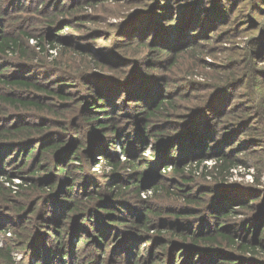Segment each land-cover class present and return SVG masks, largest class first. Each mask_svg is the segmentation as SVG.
<instances>
[{
	"label": "trees",
	"instance_id": "obj_1",
	"mask_svg": "<svg viewBox=\"0 0 264 264\" xmlns=\"http://www.w3.org/2000/svg\"><path fill=\"white\" fill-rule=\"evenodd\" d=\"M1 1L0 61L5 62L0 63V202L6 204L8 213L0 211V233L10 231L17 245L8 241L0 245V264H101L99 253L103 254L112 244L110 253L121 256L124 264H194L198 257L200 264H264V218L258 215L257 204H254L258 196L249 191L247 201L234 200L233 191L238 190L236 194L239 195L243 189L233 188L242 183L231 179L233 172L238 173V167L249 166L245 158L252 155L255 157L252 167L257 175H254L252 183H260L264 169L263 154L261 151L254 154L253 149L245 154L243 151L248 144H251L249 148L255 145H263L264 148V131L252 126L255 118L264 114V109H253L255 103L249 101L245 105L240 102L223 110L226 115L234 117L233 121L228 124L222 122V127L216 126L220 124L218 116L224 113L217 105L216 100L221 96L216 87L230 82H245L253 64L249 54L256 48L264 52V30L261 29L255 41L248 44L243 57L231 59V62L221 61V64L211 67L207 63L202 64V56L207 52L204 53L202 46L195 47L201 36L192 41H182L184 34H189L184 26H195L194 22L208 26L212 20L211 13L202 12V19L199 13L192 16L178 14L175 23L164 27L155 18L171 12L173 17L179 7H165L164 3L155 0L146 10L150 23L137 29L139 36L131 37L124 33L119 38L114 31L112 38L116 43L99 46L98 52L107 62L105 65L92 51L89 33L84 35L74 31L77 26L73 24L79 19V12L84 11L80 7H93L91 0H7L6 4ZM40 2L45 3L48 12L41 13L46 8L38 7ZM189 9L184 6L179 12H190ZM194 18H200V21ZM179 20L183 30L179 27ZM152 23L155 26H151ZM54 26L58 32L64 27L74 29L62 43L57 31L51 30ZM177 27V35H170L171 30ZM235 31L241 32V29L235 27ZM220 37L224 38V35ZM29 38L35 39V45L28 43ZM142 38L148 39L134 46V42ZM55 40H61L59 55L48 62L44 58L45 44L48 42L49 47L54 48L52 43ZM187 47L191 48L185 52H190L193 66H207L211 72H205L206 79L194 82L190 86L191 91L184 94V97L197 96V102L178 107L168 93L157 94L156 87L151 85L156 79L153 75L147 78L151 84L143 83L141 77L146 73L144 64L148 63L147 69L153 63H168L167 67H171L174 63L171 55L176 58L179 56L177 52ZM234 52L239 54L236 47ZM143 53L149 58L145 56L143 59ZM11 56H16V59L12 61ZM122 63H127V67ZM103 65L110 70L108 74L113 72L118 77L89 70ZM36 71L38 75L34 74ZM131 74L133 78L130 81L140 78L139 81L127 82ZM261 77L255 74L252 79L259 84ZM157 78L162 79L158 75ZM99 82L111 83V94L106 95L99 89ZM167 84L164 83V89L169 87ZM123 90L129 91L127 98L143 103L142 111L132 110L134 115H130L134 126L140 129L137 131L134 127L137 132H133L132 137L106 120L109 115L107 101L115 96L114 91ZM178 97L183 95L178 94ZM126 108L131 110V107ZM171 111L182 117L187 113L189 118L185 119L182 131L171 134L168 141L173 144L187 135L183 137L181 143L184 146L178 148L176 157L162 153L156 159L155 167L159 162L163 163L166 174L162 176L158 171L161 175L158 178L165 180L155 181L154 177L146 175L150 168L154 169V164L148 165L140 147L142 149L146 145L151 135L148 131L152 122ZM174 127H167L164 132ZM98 128L100 130L96 132ZM209 134L222 142L214 151L206 152L203 150L208 140L204 143L203 139H208ZM237 140L241 142L239 145L231 144ZM258 140L263 143L255 144ZM188 148L191 150L187 151ZM154 149H159L158 145H154ZM207 159L213 161L210 166L203 164ZM95 164H98L97 169L100 167V173L92 169ZM6 165L10 168H4ZM23 170H29L26 173L29 175H22ZM109 172L116 175L110 176ZM98 175L102 182L110 176L107 186H100ZM16 176L23 180L14 182ZM76 182L78 189L74 188ZM186 183L195 190L191 187L183 189L182 185ZM165 184L169 188L175 187L183 199V207L163 204L150 207L147 198L141 196V192L149 190L154 195L169 198L170 191ZM256 187L260 189V186ZM163 190L169 192L168 195H159ZM127 193L134 195L135 200H131L138 204L139 212L127 218H114L120 224L128 225L127 228L121 225L122 230H126L125 238L121 235L112 242L115 235L107 239L102 232L103 212L113 200H119L121 204L132 203L125 198ZM16 196L22 197L19 200ZM35 198L33 205L19 204V201L28 203ZM165 200L162 199L163 202ZM237 212L242 215L235 216ZM160 214L168 215L164 219L166 223L154 222L155 217L162 216ZM12 216L18 217L17 222ZM172 218L177 223L168 225ZM230 218L231 225L227 223ZM83 220L87 222V228L94 229L91 234L79 232ZM50 234L56 236L51 239L52 243ZM83 235H90V246L85 243L87 238ZM79 241L81 244L77 246ZM148 242L150 245L146 246ZM92 245L99 250L90 249ZM157 247L162 251L155 254L152 248ZM14 248H21L24 254H29L28 263H25V258L20 262L14 260L10 254Z\"/></svg>",
	"mask_w": 264,
	"mask_h": 264
},
{
	"label": "rangeland",
	"instance_id": "obj_2",
	"mask_svg": "<svg viewBox=\"0 0 264 264\" xmlns=\"http://www.w3.org/2000/svg\"><path fill=\"white\" fill-rule=\"evenodd\" d=\"M6 1L7 0H2L1 3L3 4ZM75 1L83 2L85 0H75ZM91 1L92 2L90 3L94 4L93 7H88V8L80 7V9L84 11L79 12L80 17L79 19L75 20L76 22L75 24H73V26H77V28L74 29V28L64 27L62 31L58 32L59 29L56 26H54V28H52L51 30L57 31L58 36L62 37V41L60 40L62 43H64V40H67L66 37L68 34L71 35L73 29L75 33L77 32L79 34H84V35L89 33L88 39L92 41V44H91L92 51L94 52L95 55H97V57H100L102 59L101 63L105 62L104 64L106 65L107 62H106V59H104L105 57L102 56L101 53H99L100 52L98 50L99 46L102 44L109 46L110 44L116 43L115 38L114 39L112 38V33L114 31H115L114 35L119 38L122 37L124 33L131 37L139 36L138 34L139 31L137 29L143 24L147 25L148 23H150L149 20L151 19L146 18V10L149 7L148 5H151L155 0H91ZM157 1H159L160 3H164L165 7H169L170 5L171 6L175 5V7H179V9H181V7H184V6H187L188 8H190L189 9L190 12H183V11L179 12V9H178V11L174 13L173 17H172L173 12H171L169 15L161 14V16L156 17L155 18L156 21H158V23H162L164 27H168V23H173V22L175 23L176 18L179 17L178 14H180L181 16H184V15L192 16V15H197V13H199L198 15L202 19V12L207 13V14L211 13L212 20L209 21L208 26H202L201 23H200L201 25H196L195 22L193 23L195 26L193 25L184 26L185 31H188L189 34L188 35L184 34V37L182 39V41H192L201 36L202 39H200V41L196 43L195 47L202 46V49H204V53L207 52L205 55L202 56L203 57L202 64L207 63L211 67L221 64L222 63L221 61L229 62L231 59L243 57L242 53L244 50L247 51L248 44H251L253 43V41H255V38L259 36L257 34L261 32L260 31L261 29L264 30V0H157ZM38 5H40L38 7L42 9L46 8V10L44 9L41 12L42 14L48 12L49 8L45 7V3L40 2ZM130 15H132V17H129ZM67 17L68 16H64V18H67ZM200 18H194V19L200 21ZM155 19H152V20H155ZM70 20L73 21L72 18H70ZM178 24H179V27L181 28L180 20L178 21ZM151 26H155V24L152 23ZM235 27H238V29H241V32L235 31ZM177 29L178 27L176 29L171 30L170 35H177ZM181 29L183 30V28ZM220 35L222 36L224 35V38L220 37ZM262 38H264V33L262 35ZM144 39H148V38L137 39L140 41L134 42V46H139V44H141L142 40ZM60 41L55 40L54 43H52L55 45L54 48H50L49 47L50 43L46 42L45 45L47 48L44 51L45 53L44 58L48 62L58 57L59 50L61 47ZM28 43L30 45H35L36 42L34 38L33 39L29 38ZM258 45H261V42H259ZM234 47L238 49L239 54H236L234 52ZM37 48L38 47L35 46V49ZM185 49L178 51L177 53L179 54V56L176 58H174V56L169 53L171 55V60L173 59V62H174L171 67H167V65H169L168 63L167 64L162 63L161 65L153 63L152 67L147 69L148 63L144 64L146 73L141 77L143 79L142 80L143 83L151 84L152 81H148L147 78L149 75H153V77H155L156 79H153L154 84H151V85H154V87H156L154 90H156L157 94L159 93L158 95L161 96V95H165L168 93L171 97V100L174 101L178 107L180 106L187 107L189 104H192L196 101V98H198L197 96L184 97L185 96L184 94H187L191 91V87L194 82L204 81V79H206V75H204V73L211 70L207 66H193L192 58L189 59L191 56L190 52H185L191 48L187 47ZM210 49H212V53L209 52ZM258 50L259 49L256 48L254 49V51L252 50L251 53L249 54V57L253 61V64H252V67L249 69L248 78L245 80L243 84H234L233 82H230L228 84H225L224 86L216 87V90L220 91L218 95L220 94L221 96L219 100H216L219 103L217 105L221 108L220 111L224 112L223 111L224 108H228L229 106H231L232 108L234 105H238L240 102L244 103L242 105H245L248 103V101L255 103V107L253 109L255 108L264 109V106L262 104V102L264 103V52H259ZM145 56L147 55L143 53V59H145ZM11 57H13L12 61L16 59V56H11ZM147 57L149 58V55ZM242 59H245V58H242ZM149 60L150 59H148V61ZM2 62H5V61H0V63ZM46 64L47 66H50L49 63H46ZM126 64L127 63H122V66L127 67ZM105 65L100 66L101 68L93 67V68H90L89 70L92 72L99 73V74H103V72H105L104 74L106 75L117 76V75H113L112 74L113 72L108 74L110 70H108L107 66ZM34 74L38 75V72L36 71ZM146 74L148 75L146 76ZM255 74H258V75L260 74V77L262 75L260 80H258L259 84H257L256 80L252 79ZM157 75L162 79L159 80L157 78ZM132 78L133 76L131 74V76H129L128 80L126 81L134 82V80L139 81L140 79V78L133 79L132 81H130ZM165 82L168 83L167 85L169 87L164 89L163 86ZM211 82L214 83L212 80ZM101 83H104V82H99L98 88L99 89L101 88L105 92L106 95L111 94L109 89L112 86V84L111 83L101 84ZM139 85H141V83H139ZM146 88L149 89L150 87L146 86ZM114 92H115V96L109 99L106 104V108H108L107 112H109L108 113L109 115L107 116L106 120L110 121L112 124H115L116 128L119 127L120 130H122V132L125 133V135L126 133H129L130 136L132 137L133 132H135L136 130L139 131L140 129H138L136 125L134 126V120L133 118L130 117V115H132V117L134 115V112L132 113V110H134L135 112L137 109L139 110L138 112L142 111L141 107L143 103L141 100L136 101L135 98H127L126 94L129 91L125 92V90H123V92H120V91H114ZM178 94L183 95V97H178ZM135 103L137 106H135ZM251 105H250V108H251ZM126 106L131 107V110H127ZM252 111L253 110L250 109V112ZM254 113L256 115L255 111ZM214 115L215 117L217 116L216 114ZM215 117L212 119L213 121ZM188 118H189V115H187V113L184 114V117H182L179 113H175L174 111H171L167 114L159 116L152 122L150 129L148 131V133L151 135L147 139L146 145L142 149L140 147V150H143L141 154H142V157L146 159V161L148 162V165L149 163H151V165L154 164V169H151V168L150 170L148 169L149 171L148 173L146 172V175L148 174V176L154 177L155 181L165 180L163 177L158 178L159 176H161L158 173V171H160L162 176L166 174L163 169L164 167V165H162L163 163L159 162L157 168L155 167V164H156L155 162H156V159L159 157V155L163 153V154H168L169 156H171V158L176 157L179 151L178 148L180 146H184L181 143V141L183 137L186 136L187 134L181 136L182 139L173 144L168 140L171 134L173 133L178 134L179 131H182L183 127L186 124L185 119L187 120ZM210 119H211V116H210ZM218 119H220L218 122L220 124L216 126L222 127V124H221L222 122H224V124H228L229 122L233 121L234 117L231 115H226V113L224 112L218 116ZM167 123H171V125H167ZM173 124H176V126L174 127ZM252 126L259 131L260 130L264 131V114L260 117L255 118ZM134 127H136V130H133ZM167 127H174V128L173 129L168 128L167 132L166 131L164 132V129H166ZM233 127L235 128V125ZM99 130L100 128H98L96 132H98ZM153 132L155 133L154 135L152 134ZM197 136L198 135H196L195 137ZM157 137H159V139H157ZM212 137L209 134L208 139H203L204 143L205 141L208 140L207 145H205L203 151H206V152H208L209 150L214 151V148L218 146V143L220 145V142H222L221 140L219 139L215 140ZM250 138H253V137L250 136ZM138 139H139V136H138ZM211 139L213 141H211ZM263 139H264V135H263ZM239 143L241 142L237 140L236 143L233 142L231 144L239 145ZM258 143L262 144L263 142H260V140H258L255 144H258ZM154 145H158L159 149L155 150ZM250 145L251 144L247 145L248 147L247 149L244 148V151H243L244 154L247 153L248 150L253 149L254 154H258L261 151V153L264 156L263 145H255L249 148ZM117 148L118 146H116V150ZM220 148L221 146L219 147V149ZM189 150L191 149L188 148L187 151ZM8 155H9V152L7 156ZM254 158L255 157L252 155L247 156L245 159H246V162H248L249 166L245 168L238 167L237 168L238 173L233 172L234 177H232L231 179L239 181L242 184L237 183L235 185L236 187H233V186H230V187L243 189L241 194L239 195L236 194L238 190L233 191L232 194L235 193L233 197L234 200L242 199L243 201H245L247 197L249 196L247 194L249 193V191L253 192L252 195H257L258 199L256 203H254V204H257L255 209L258 208V212H259L258 215H260L261 218H264V169L260 176V183L259 184L252 183L254 182V175H256V169L254 168V166L252 167L253 165L252 162H255ZM8 160H10V156H8ZM212 163L213 161L210 159L204 160L203 162V164H206L207 166H210ZM6 164H8L9 166L12 165V163L10 162L8 163L6 162ZM97 166L98 164H95V166L92 169L100 173L101 172L100 167L97 169ZM5 167H8V166L6 165L4 166V168ZM28 171L29 170H23L22 175L24 174V176H28L29 174H26ZM108 175L114 176L116 174L109 172ZM110 176L107 180L102 182L101 176L98 175L100 186H107L106 181L107 182L109 181ZM20 180H23L22 177L16 176L14 179V182H17ZM98 180H96L95 182L96 184L98 183ZM4 184L7 185L8 182H4ZM78 185L79 184H77V182L74 183V188L78 189L77 188ZM10 186L13 187L14 185L10 184ZM165 186L170 191L169 198L159 197L158 195H154L153 194L154 192L152 193L149 190L144 192V195L147 198L148 203H150L149 206L153 207V205L155 204L157 205L163 204V205L173 206V207H176V206L183 207V199L179 196L178 193H176L177 191L175 187L169 188V186H167L166 184ZM256 186H260L259 187L260 189H257L258 187ZM185 187L192 188V185L188 183H186L185 185H182L183 189ZM233 188H230V189H233ZM168 193L169 192H167L166 190H163V193L160 192L159 195H163V194L168 195ZM141 196H143L142 192H141ZM16 197L20 200V197L22 196H16ZM125 198L129 200L131 199L135 200L134 195L130 193H127L125 195ZM162 199H167V201L165 200L163 202ZM35 200L36 198L33 199L32 201H28V203L19 201V204L33 205ZM133 200H131L132 203L127 202L124 204L123 203L121 204L119 200L110 201V204H108L110 206L108 207L107 210L103 212L104 214L103 217L105 219H103L102 221L104 225L102 232L105 233L104 237L106 238L113 237L112 235H115V238L112 241L114 242V241H117V239H119L121 235L126 233L124 232L126 230H122V226L126 227V225L128 224L127 223L120 224L121 222L116 221V219L114 218H118L121 216L127 218L132 213H134L133 215L138 214L139 211H138V207L136 206L137 203L134 204ZM135 207H137V209ZM0 211H2V213H5V214L8 213L6 212L8 211L6 204L3 202H0ZM237 214L235 213V216L242 215L240 212H237ZM160 215L162 216L155 217L153 219L154 222L155 223H160V222L166 223L164 219H166L168 215L166 214H160ZM12 219L14 220V222H17L18 217L12 216ZM105 220L109 221L110 223H107ZM227 221H228L227 223L231 225L232 223L231 218L227 219ZM174 223H177V221L173 219V221L170 220V223H168V225L169 224L174 225ZM80 225H81V230L79 232L81 234H83V232L84 234L85 233L91 234L94 231V229L87 228L86 226L87 222L84 220L82 224ZM257 235H258V230H257ZM50 236H49V240H50V243H52L51 239L53 240V238H56V236L55 235L52 236L51 234ZM89 236L90 235L82 236L83 238L84 237L87 238L85 243L86 244L88 243V246H90V242H92V240L89 239ZM123 237L125 238L124 235ZM6 239L2 243H0V245L5 244L7 241L10 242L11 245H17V242L14 239L12 234L11 236H8ZM80 244H81V241L78 242L77 246H79ZM145 245L149 246L150 243L148 242ZM174 245L175 243H173V246ZM112 247H113V244L111 246H108V248L103 252V254L99 253L98 260L102 259V262L100 261L99 263L101 264H124L123 261H121V256H116V253H110ZM92 248L99 250L97 246L92 245L90 249ZM152 249L154 250V252L156 251L155 254L160 253L162 251V248L160 249V247H157L155 249L152 248ZM10 254L12 255V257H14V260L17 262H20L24 258H25V263H28L29 261V254H24V250L21 248L12 249ZM123 254L124 252L121 253V255L124 257ZM205 259L207 261V258ZM195 261L196 263L194 264H200L199 257Z\"/></svg>",
	"mask_w": 264,
	"mask_h": 264
},
{
	"label": "built area",
	"instance_id": "obj_3",
	"mask_svg": "<svg viewBox=\"0 0 264 264\" xmlns=\"http://www.w3.org/2000/svg\"><path fill=\"white\" fill-rule=\"evenodd\" d=\"M142 195H144V193L142 192ZM0 243H2L8 236H11V232L7 231L6 233L0 234Z\"/></svg>",
	"mask_w": 264,
	"mask_h": 264
}]
</instances>
